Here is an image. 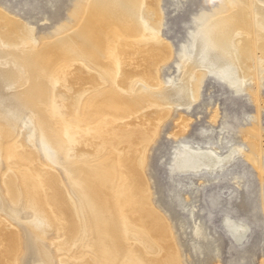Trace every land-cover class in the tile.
<instances>
[{
    "label": "bare ground",
    "instance_id": "bare-ground-1",
    "mask_svg": "<svg viewBox=\"0 0 264 264\" xmlns=\"http://www.w3.org/2000/svg\"><path fill=\"white\" fill-rule=\"evenodd\" d=\"M84 1L77 27L43 42L0 8V264H181L151 200L145 156L209 75L243 94L264 78V2L224 0L191 33L167 82L159 68L173 49L161 0ZM191 122L183 115L172 136ZM254 145L264 172V139ZM176 146L177 175H220L245 152ZM225 226L237 243L249 232ZM194 236L207 239L201 226Z\"/></svg>",
    "mask_w": 264,
    "mask_h": 264
},
{
    "label": "rangeland",
    "instance_id": "rangeland-1",
    "mask_svg": "<svg viewBox=\"0 0 264 264\" xmlns=\"http://www.w3.org/2000/svg\"><path fill=\"white\" fill-rule=\"evenodd\" d=\"M84 4V0H0V8L33 27L40 42L77 27ZM160 5L162 37L173 49L171 59L159 68L168 82L178 74L176 66L191 33L225 5L224 0H161ZM255 84L245 94L237 93L209 75L199 100L187 112L174 111L148 147L144 173L151 200L173 229L181 264H264V172L257 165L254 145L264 139V105L259 106L255 96L258 91L264 102V78ZM183 115L192 122L177 140L172 134ZM179 142L212 146L221 154L235 146L245 152L220 175H177L169 163ZM229 219L249 227L244 241L233 239L225 226ZM197 226L207 239L194 236Z\"/></svg>",
    "mask_w": 264,
    "mask_h": 264
}]
</instances>
